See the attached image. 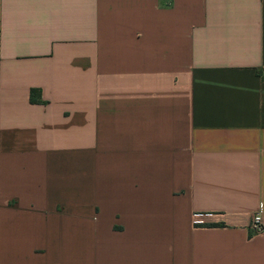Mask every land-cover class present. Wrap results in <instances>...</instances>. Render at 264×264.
Here are the masks:
<instances>
[{"label":"crops","instance_id":"0c3cea01","mask_svg":"<svg viewBox=\"0 0 264 264\" xmlns=\"http://www.w3.org/2000/svg\"><path fill=\"white\" fill-rule=\"evenodd\" d=\"M0 264H264V0H0Z\"/></svg>","mask_w":264,"mask_h":264},{"label":"built area","instance_id":"2783aa9c","mask_svg":"<svg viewBox=\"0 0 264 264\" xmlns=\"http://www.w3.org/2000/svg\"><path fill=\"white\" fill-rule=\"evenodd\" d=\"M252 228L254 229V231L259 232L262 230V221H261V217L257 216L255 217L253 224H252Z\"/></svg>","mask_w":264,"mask_h":264},{"label":"trees","instance_id":"16d2710c","mask_svg":"<svg viewBox=\"0 0 264 264\" xmlns=\"http://www.w3.org/2000/svg\"><path fill=\"white\" fill-rule=\"evenodd\" d=\"M35 93H36L35 91H32V93H31V102L33 104L41 103V99L40 100L35 99Z\"/></svg>","mask_w":264,"mask_h":264}]
</instances>
